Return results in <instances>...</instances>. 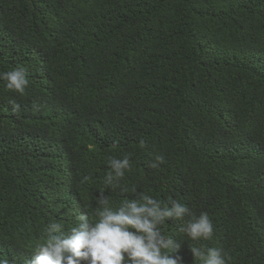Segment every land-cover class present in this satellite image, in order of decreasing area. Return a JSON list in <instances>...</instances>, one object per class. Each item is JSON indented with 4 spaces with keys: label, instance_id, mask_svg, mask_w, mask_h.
Returning a JSON list of instances; mask_svg holds the SVG:
<instances>
[{
    "label": "trees",
    "instance_id": "16d2710c",
    "mask_svg": "<svg viewBox=\"0 0 264 264\" xmlns=\"http://www.w3.org/2000/svg\"><path fill=\"white\" fill-rule=\"evenodd\" d=\"M15 69L29 85L0 80V258L27 264L47 225L97 220L101 194H147L209 215L211 240L180 232L188 215L160 226L186 264L190 247L264 264V0H0V72Z\"/></svg>",
    "mask_w": 264,
    "mask_h": 264
},
{
    "label": "clouds",
    "instance_id": "9594fccd",
    "mask_svg": "<svg viewBox=\"0 0 264 264\" xmlns=\"http://www.w3.org/2000/svg\"><path fill=\"white\" fill-rule=\"evenodd\" d=\"M0 80L6 82L9 90L21 95L29 85L22 69L0 72ZM164 159L163 155H157L150 167L158 168ZM108 163L110 171L104 183L119 187V181L131 169L129 158L112 157ZM120 190L127 193L135 188ZM169 203L171 207H162L161 201L144 194L140 200L124 199L118 208H113L108 197L101 194L98 204L103 207L96 209L97 220L89 223V214L81 212L78 218L84 222L71 227L67 235L60 232L63 224L53 222L47 225L43 242L35 245L34 255L27 264H186L182 257L174 255L181 244L164 235L160 226L166 219L182 220L188 215L190 219L180 227V232L192 240H211L214 225L206 212L197 217L178 200L169 197ZM190 251L201 264H227V254L220 248L209 247L205 251L190 247ZM0 264L12 262L0 258Z\"/></svg>",
    "mask_w": 264,
    "mask_h": 264
}]
</instances>
